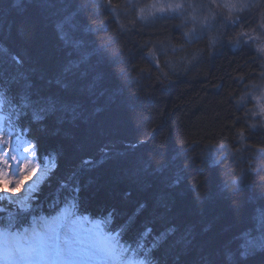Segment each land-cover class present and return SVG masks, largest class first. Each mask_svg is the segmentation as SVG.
<instances>
[{"label": "trees", "instance_id": "16d2710c", "mask_svg": "<svg viewBox=\"0 0 264 264\" xmlns=\"http://www.w3.org/2000/svg\"><path fill=\"white\" fill-rule=\"evenodd\" d=\"M114 2L121 6L119 23L106 9L96 7L97 0H52L48 8L28 0L19 6L15 0H0V46L25 58L21 70L37 88L58 93L57 77L64 65L77 59L55 31L64 16L74 14L75 27L66 30L82 49H100L105 58L101 68L107 73L108 91L103 97H85L88 119L60 126L57 134L51 126H33L30 137L22 135L25 141L39 143L41 156L56 153L55 174L39 186L33 211L42 217L55 215L52 201L60 182L82 159H98L100 149L108 145L114 158L81 178L82 212L96 216L114 210L119 223L140 204L146 205L141 222L151 219L157 232L169 225L177 228L155 253L159 264H203L202 257L218 255L225 244L235 251L244 244L245 233L259 234L256 217L264 209V155L258 151L264 148V127L252 115V101L238 106L247 93L262 87V60L253 44L236 48L227 44L226 33L221 34L225 45L214 50L207 37L187 41V28L178 19L142 24L135 12L125 14L126 0ZM120 24L129 31H121ZM150 49L156 51L159 68L147 56ZM96 60L95 55L90 57L91 63ZM3 71L7 76L17 68L5 63ZM161 72L168 74L163 84L158 79ZM138 75L139 82L132 79ZM113 92L115 98L109 102ZM253 123L255 130L250 129ZM209 155L219 161L217 166H205ZM145 162H150V171L168 163L184 179L167 188L143 171ZM241 169H251L246 171L249 187L223 190ZM31 221L29 217L25 225ZM188 229L195 236L192 248L176 261L182 247L178 242ZM248 264H264V255Z\"/></svg>", "mask_w": 264, "mask_h": 264}, {"label": "snow or ice", "instance_id": "6c2138e0", "mask_svg": "<svg viewBox=\"0 0 264 264\" xmlns=\"http://www.w3.org/2000/svg\"><path fill=\"white\" fill-rule=\"evenodd\" d=\"M25 0H15V5L19 6ZM41 8L52 6V0H28ZM217 7L228 9L229 11H242L245 8L253 7L250 3L242 0H213ZM97 8L106 9L117 18L119 23L120 4L114 0H97ZM126 8L135 12L139 7L133 0H127ZM186 8L183 3H163L160 0L146 6L139 7L136 15L143 24L154 23L159 18H175L182 15V10ZM74 15V14H73ZM73 15L64 16L62 20L56 22L55 31L60 41L73 49L77 59L69 61L64 65L62 73L57 77L55 83L59 89L58 93H48L32 82L31 77L21 69L25 63V58L19 53L13 54L10 49L0 46V201L11 207L0 204V264H159L155 253L164 247L177 231L175 225H169L157 232L151 226L153 221L145 218L143 222L140 217L146 207L140 204L131 215H128L122 222L117 223L115 211H106L96 216L86 215V209L82 212L81 203V178L94 169L103 165L106 161L113 159V151L108 145L100 149L98 159H82L80 165L71 171L59 184L56 198L52 201L55 215L50 217L38 216L33 211L36 193L39 191V184L47 183L56 169L52 168L55 152H48L45 156L40 155V145L31 139L27 141L23 151L27 157L22 166L17 169L15 179L9 180V170L12 162L20 163L19 157L12 155L13 140L17 141V151L21 135L31 136L33 126L54 128L53 134L60 132V126L65 124L74 125L77 121L86 120L85 97H103L108 91L104 86L107 82V73L101 68L105 63V58L100 49L91 52L83 50L81 42L74 40L66 30L75 27ZM238 19V18H237ZM195 22L196 17H192ZM135 21H133L134 23ZM235 23V21H233ZM264 29V17L258 26ZM121 31H129L125 24H120ZM91 31V29H86ZM21 34L26 35L25 29L21 27ZM255 31V29H253ZM197 29L193 27L189 32L184 33V38L191 42L198 38ZM233 47L247 44L249 41L256 44V51L264 56V32L253 36L249 32H241ZM97 57L96 63L90 62V57ZM147 56L152 63L159 68L156 51L148 50ZM15 65V74L9 73L7 76L3 71V65ZM83 67V70L81 68ZM122 72L123 69H120ZM148 69H141V72ZM69 75L76 77L69 79ZM264 75V74H262ZM140 81L138 75L132 77ZM161 83L168 80V74L161 72L158 77ZM115 98V92L108 96L109 102ZM251 100H255L254 117H264V91L258 95L249 92L242 97L239 105H246ZM95 103V101H92ZM97 108L95 111H100ZM27 121V127H25ZM264 127V125H260ZM257 124L250 126L255 130ZM243 140L244 133H239ZM140 143H143L142 141ZM135 147V145H132ZM264 153V148L258 150ZM123 155V153H117ZM206 167H214L219 164L213 156L209 155L203 162ZM58 168V164H57ZM150 162H145L143 171L149 175L156 176L160 183L167 188H174L179 185L184 177L180 171H171L168 163L162 164L155 170L150 171ZM246 171L241 169L240 174L232 180L229 185H223V190L231 187L234 191H240L249 187L247 183ZM29 181L28 186L21 193L25 181ZM92 181L89 180L90 184ZM12 184L10 190L4 191L5 185ZM86 186V185H85ZM11 197H15L13 200ZM167 207V205H164ZM15 208L13 212L11 209ZM32 217V227H25L28 218ZM259 223V234L251 236L244 234V244L233 251L229 244H225L217 254H211L208 259L201 260L203 264H248L258 254L264 255V209L258 210L256 217ZM17 229V231H13ZM22 229L23 231H20ZM30 233V234H29ZM195 236L191 229L186 230L182 237V247L176 253L174 259L179 261L182 256H186L192 248ZM184 264H189L185 261Z\"/></svg>", "mask_w": 264, "mask_h": 264}, {"label": "rangeland", "instance_id": "374dc122", "mask_svg": "<svg viewBox=\"0 0 264 264\" xmlns=\"http://www.w3.org/2000/svg\"><path fill=\"white\" fill-rule=\"evenodd\" d=\"M133 2L138 4L139 7H146L157 2V0H133ZM160 2L183 3L186 5V8L182 10V15L178 17L175 18L169 17L166 19L158 17L156 21L154 23H150V25L151 24L153 25L157 22L165 23L178 19L179 22L181 21L183 24H185V27L187 28L186 29L187 32H189L193 27H195L197 29L196 34L198 38L207 37L210 40L211 46L213 47L214 50H217L219 49V47L221 48L222 46L225 45V42L222 41L221 34H225V33L227 34L226 39H231L230 41L227 40L229 42L227 44L233 47V45L236 43L237 38L244 39L240 36L241 32H249L253 36L264 32V29L258 27L259 24L256 26V28L251 24L252 18L255 17L254 15L259 16V14H261L260 17H264V0H242V2L250 3L253 5V7L245 8L242 11H236V10L229 11L228 9L217 7L216 3H214L213 0H160ZM218 2H223V0H218ZM139 7L135 11L136 15L139 11ZM124 12L127 15L130 13H134L128 8ZM192 17H196L195 22L192 20ZM233 21H235V23H233ZM253 29H255V31H253ZM247 44H253L255 48L257 47V45L252 43L251 41H249ZM259 58L262 60V65L264 70V56L259 55ZM261 91H264V82L262 84V87L255 89L254 91H252V93L258 95ZM251 101L255 109L256 101L255 100H251ZM255 118L262 121V125H264V117H255ZM12 140H13L12 155L18 156L20 163L12 162L11 159L9 158V162L12 164V168L9 170V174H8L9 180L15 179L17 175V169H19L22 166L23 162L25 161V158L28 155L23 151V148L26 146L27 142L22 138V135L20 137L22 143H20L19 145V151H17V141L15 136L12 137ZM0 146H2V142H0ZM260 154L264 155V153H260ZM2 167L3 165H0V168ZM28 183L29 181L26 180L24 185H22L21 189L17 190V193L19 194L21 193L22 190H25L28 186ZM37 184H39V186L41 185L39 181H37ZM13 186L14 185L12 184L5 185L3 190L8 191ZM11 198L13 200L15 199V197H11ZM3 203L4 202L0 201V204ZM21 264H23V262H21Z\"/></svg>", "mask_w": 264, "mask_h": 264}, {"label": "bare ground", "instance_id": "6f19581e", "mask_svg": "<svg viewBox=\"0 0 264 264\" xmlns=\"http://www.w3.org/2000/svg\"><path fill=\"white\" fill-rule=\"evenodd\" d=\"M261 14H259V16L254 15L255 17L252 18L251 24L256 28V26L259 24H261V19L262 17H260ZM257 18V19H256ZM261 18V19H260ZM231 39H228V41H230ZM242 45V44H241Z\"/></svg>", "mask_w": 264, "mask_h": 264}]
</instances>
